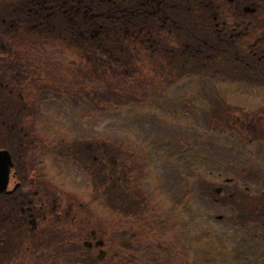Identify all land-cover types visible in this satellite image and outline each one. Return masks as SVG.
<instances>
[{
  "label": "rangeland",
  "instance_id": "rangeland-1",
  "mask_svg": "<svg viewBox=\"0 0 264 264\" xmlns=\"http://www.w3.org/2000/svg\"><path fill=\"white\" fill-rule=\"evenodd\" d=\"M0 38L18 53L28 56L31 65L36 67V72L28 74L30 88L36 87L34 83L43 87V93L46 92L44 97L48 98H57L61 91L76 95L82 103L78 119L73 121L80 134L79 140L91 136L90 131L95 128L99 131L103 129L108 135L104 168L99 164L100 158L93 163L94 166L90 165L84 158L85 150L82 147L73 149L71 155L72 148L66 147L63 149L64 155L76 159L77 166H73V170H61V175L52 171V178L60 185L57 194L64 200L72 201L74 209L80 211L78 216L85 223L87 234L94 231L98 239H103L107 245L118 242L120 248L122 246L126 251H123L125 256L121 254L112 260L111 257L119 252L117 248L113 251L106 247L104 250L109 255L101 264H134L127 257H134V254L138 263L140 251L145 252L144 256L150 264H237L232 257L238 253L249 262L262 258L260 264H264V244L253 243L256 231L246 227L233 228L235 223L240 227L248 214L247 209L257 198L264 196V164L258 169L253 168L254 174H251L247 168L225 159L221 153L219 156L216 154V150H225L227 142L212 133L220 125L214 124L216 113L211 103L203 106L206 116L200 113L192 117L196 122H185L178 118L185 112L184 102L196 101L195 95L204 84L202 81L189 82L188 85H179L174 91L169 90L166 95L170 100L167 105L170 108L158 106L143 112L134 109V112H123L117 107L129 104L131 99L126 98L128 95L154 99L158 97L153 94L154 87L165 89L167 80L162 58H152L149 51L134 44L138 49L133 55V48H129L133 56L129 72L139 70L141 73H131L133 77L129 78L123 72H115L116 67L111 71L108 65L103 66L102 62L94 60L92 54H88L78 43V48L70 47L68 52L60 55L54 54L49 47H43L41 42L14 38L13 33L1 31ZM123 41L131 43L132 39ZM103 81L109 87L108 97L105 92L102 94L107 89ZM204 85L208 91L212 88ZM92 90L98 91L95 96L98 106L84 101L89 99L88 94ZM221 90L217 88L215 92ZM223 93L228 97V105L223 112L225 115L220 116L228 120V123L223 121L229 124L228 133L240 142L253 140L257 146L263 143L264 89L247 96L236 95L230 89L223 90ZM111 94L119 95L120 100L110 98ZM35 96L33 98H40L38 92ZM108 99L111 107L116 109L105 111L107 118L103 120L102 109ZM147 101L144 99L142 102L146 104ZM173 101H178V105ZM158 104L165 105L161 101ZM48 105L51 106L50 103ZM171 108L175 110L171 111ZM93 114L98 120L89 123L81 119V116ZM167 114H174L175 117L169 119ZM65 128L69 129L67 125ZM242 128L250 131L254 129L257 133L239 131ZM203 138L211 140L206 142L203 149L208 165L204 166L203 160L193 162L190 166L172 164L168 153L177 148L179 150L175 152L195 151L194 139L202 141ZM207 147L209 150L206 151ZM260 153L264 158V148ZM257 157L258 154L253 159ZM193 160L194 156L190 161ZM114 162L118 166L112 170L110 167ZM214 163L228 168L226 173L223 171L221 178L218 176L220 169ZM228 179L233 180V184H227ZM252 187L255 189L251 190ZM47 188L55 189L53 186ZM221 188L223 194L216 195L215 191ZM247 188H250V192H246ZM233 193L237 194L236 198L230 205L229 201L224 205L222 200H227ZM96 194L98 197H95ZM80 204L84 206L80 208ZM220 217L223 220H219ZM69 234L63 235L62 239L66 238L68 242L71 239L75 242L79 240L78 248L85 249L86 234H82L80 239L75 238L76 233ZM135 235L136 239L133 240ZM69 249L75 248L62 250L63 254L70 253ZM94 250L93 257L96 260L99 249ZM247 261L245 264H248ZM94 264L98 263L95 261Z\"/></svg>",
  "mask_w": 264,
  "mask_h": 264
},
{
  "label": "flooded vegetation",
  "instance_id": "flooded-vegetation-1",
  "mask_svg": "<svg viewBox=\"0 0 264 264\" xmlns=\"http://www.w3.org/2000/svg\"><path fill=\"white\" fill-rule=\"evenodd\" d=\"M150 3L151 21L168 29L166 49L157 38L151 47L154 54H166L170 68L186 69L192 60L201 71L221 74L239 62L264 78V0ZM15 54L0 48V153H5L0 157V264H60L62 236L81 222L72 204L47 188L54 182L45 167L60 160L61 145L74 147L76 132L50 121L42 111L48 99L30 98L29 72L14 64ZM48 103L52 109L59 105ZM97 150L104 168L107 153Z\"/></svg>",
  "mask_w": 264,
  "mask_h": 264
},
{
  "label": "trees",
  "instance_id": "trees-1",
  "mask_svg": "<svg viewBox=\"0 0 264 264\" xmlns=\"http://www.w3.org/2000/svg\"><path fill=\"white\" fill-rule=\"evenodd\" d=\"M59 2L61 4H67V8L70 7V2L73 0H46L45 2ZM104 1L110 2V18L112 21L111 24V34H117L120 32V30L124 31L126 33L127 31H131L134 35H136L138 32V26L135 28L137 24V17L139 12V5L138 0H76L78 5L77 11V33L76 37L78 38V42L89 38L88 37L91 32H93L94 35L101 36L104 32L103 27V17L102 12L104 8ZM143 26H147L146 22L142 21ZM65 30L64 25H59L57 22L52 23L51 26L47 27V33L49 35H63V32ZM37 32L42 36V30L39 31L37 29ZM148 33V32H147ZM149 36V34L147 35ZM116 43V41L114 42ZM117 48L118 46L111 47V50ZM121 49V48H120ZM118 58L115 55V51L110 52V59L115 60ZM126 61L123 60V62ZM100 62V61H99ZM115 62V61H114ZM102 67V65H100ZM126 77H133V74L131 73H125ZM110 83V82H109ZM110 87H112V83H110ZM116 98L117 101H119V95L111 94L110 98ZM126 98H130L129 104L133 106H139L142 104L143 99H149L150 97L141 96V95H128ZM261 208H254L252 210L253 213V219L252 222L257 221H263L264 216L262 215V212H260ZM244 226L247 225L246 221L243 219V222L240 223ZM235 227L239 226L237 223L234 224ZM139 258L138 263L135 261V257H132L131 255L129 258L132 260L134 264H150L146 257L144 256L145 252L140 251L138 252ZM136 256V255H135Z\"/></svg>",
  "mask_w": 264,
  "mask_h": 264
}]
</instances>
